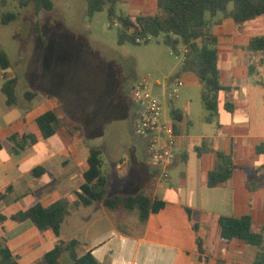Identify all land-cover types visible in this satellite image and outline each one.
Returning <instances> with one entry per match:
<instances>
[{"label": "crops", "instance_id": "crops-1", "mask_svg": "<svg viewBox=\"0 0 264 264\" xmlns=\"http://www.w3.org/2000/svg\"><path fill=\"white\" fill-rule=\"evenodd\" d=\"M117 10L132 17L153 15L157 0H119ZM220 20L217 16L213 22ZM211 32L217 39V67L225 88L217 112L210 115L200 95L193 97L202 86L193 73L181 71V64L176 75L184 82L180 98L168 102L163 97L170 81L165 79L158 87L164 119H175L177 136L168 180H161L163 169L148 159L145 140L116 138L111 150L97 147L107 196L141 193L162 201L163 209L145 222L139 221L136 210H110L97 202L72 209L61 224L60 238L76 240L78 253L89 252L101 264H257L264 244L221 242L218 218L249 216L256 230L264 229V42L250 43L264 40V16L243 24L223 19L212 25ZM12 78L17 79L16 103L7 105L1 86ZM25 92L38 95L29 101ZM47 111H55L58 119L54 134L44 139L35 120ZM135 118L134 104L126 123L131 134ZM80 123L69 117L57 94L19 91L18 76L0 68V140L12 135L35 140L18 153L13 144L0 151V192L9 188L0 200V238L17 264H40L58 238L50 231L39 232L29 221L15 223L10 215L34 201L44 206L59 199L73 203L84 182L89 148L96 146L84 142ZM68 124L80 130H70ZM225 159L233 166L231 176L209 186V173ZM48 242L52 246L46 248Z\"/></svg>", "mask_w": 264, "mask_h": 264}, {"label": "trees", "instance_id": "trees-1", "mask_svg": "<svg viewBox=\"0 0 264 264\" xmlns=\"http://www.w3.org/2000/svg\"><path fill=\"white\" fill-rule=\"evenodd\" d=\"M54 0H17L19 8L32 5L34 13L49 11L53 7ZM87 14L94 15L106 10L109 27L117 24V45L126 43L138 45L137 38H158L163 45L175 55H179L180 46L187 48V53L181 63L182 72L193 73L201 84L200 99L206 111L213 115L219 105V94L224 91L217 67V39L211 32L214 24H219L223 19H231L236 24H243L264 16V0H157V12L146 16H129L119 13L117 6L119 0H85ZM232 8L228 9V5ZM218 14H221L220 22H213ZM206 15L210 19L206 18ZM17 19L16 13H4L0 16L1 24H8ZM258 42H264L260 38L250 41L254 46ZM147 44L148 41H144ZM12 67L6 52L0 49V68L8 70ZM17 79L5 81L1 86V92L7 97V105L16 103ZM38 93L25 92L23 97L31 101ZM48 97V96H46ZM175 116V112L171 113ZM55 111H47L35 120V124L44 139L51 137L55 132L57 122ZM177 121H179L177 119ZM70 130H80L73 124H68ZM174 131L175 119L172 122ZM81 131V130H80ZM35 142L33 136L12 135L8 140H0V151L13 144L14 153L23 150L28 144ZM102 154L97 147L89 148L87 169L83 174L84 182L74 193L75 201L70 203L66 199H59L49 205H42L34 201L30 206L10 215V220L15 223L29 221L39 232L50 231L58 238L53 248L43 255V264H61L62 258L67 255L72 264H101L91 253H78L76 240H63L60 238V227L71 214L72 209L85 207L93 202L101 204L107 209L122 207L127 210H136L140 222H145L151 214H156L163 209L164 203L152 200L144 194L129 196H107L106 180L101 172ZM233 166L230 160L225 159L223 164L217 166L209 173L208 184L215 186L226 181L232 172ZM9 188L0 192V200L5 196ZM188 217L191 211L185 210ZM220 240L228 243L239 240L247 245L261 247L264 244V229L256 230L249 216L220 217L218 218ZM195 227V226H194ZM198 252L201 253V240H196ZM257 264H264V252L257 258ZM0 264H17L5 244L0 238Z\"/></svg>", "mask_w": 264, "mask_h": 264}, {"label": "rangeland", "instance_id": "rangeland-1", "mask_svg": "<svg viewBox=\"0 0 264 264\" xmlns=\"http://www.w3.org/2000/svg\"><path fill=\"white\" fill-rule=\"evenodd\" d=\"M9 12L17 19L0 23V49L11 62L8 71L19 78V91L57 94L90 145L111 150L112 139L134 137L126 130L132 86L141 77L172 81L180 71L181 55L170 54L160 37L118 46L117 27H109L106 10L89 16L85 0H54L51 10L37 15L32 5L19 8L17 0H0V16ZM152 91L163 102L160 89ZM199 95L195 90L193 97ZM61 264L72 262L65 255Z\"/></svg>", "mask_w": 264, "mask_h": 264}, {"label": "built area", "instance_id": "built-area-1", "mask_svg": "<svg viewBox=\"0 0 264 264\" xmlns=\"http://www.w3.org/2000/svg\"><path fill=\"white\" fill-rule=\"evenodd\" d=\"M117 26V24H114ZM151 37L137 38L138 43L151 40ZM187 53L185 46H180L179 55L182 61ZM175 55V53L172 52ZM178 56V55H176ZM184 85L181 78L170 81V88L163 90V97L173 102L179 97L178 90ZM162 86L160 81H151L141 77L131 88V96L136 106V118L133 123V134L146 141V153L150 161L162 168L161 180H168L167 168L175 157L176 133L172 122L164 119V105L153 93L152 88ZM164 86V85H163Z\"/></svg>", "mask_w": 264, "mask_h": 264}]
</instances>
